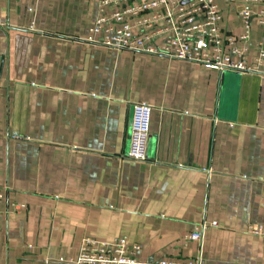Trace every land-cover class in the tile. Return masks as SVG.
Segmentation results:
<instances>
[{"label":"crops","instance_id":"crops-1","mask_svg":"<svg viewBox=\"0 0 264 264\" xmlns=\"http://www.w3.org/2000/svg\"><path fill=\"white\" fill-rule=\"evenodd\" d=\"M215 1L221 38H238L243 0ZM98 3L0 0V264H58L114 237L139 245V264H264L244 232L264 226V78L93 43ZM249 31L225 44L232 59L264 48L254 17ZM141 101L138 161L124 152Z\"/></svg>","mask_w":264,"mask_h":264},{"label":"built area","instance_id":"built-area-1","mask_svg":"<svg viewBox=\"0 0 264 264\" xmlns=\"http://www.w3.org/2000/svg\"><path fill=\"white\" fill-rule=\"evenodd\" d=\"M97 15L88 26L93 43L115 50H131L149 55H160L167 59L195 61L205 67L219 71H234L240 74H254L264 78V48L260 45L250 61L241 59L242 52L232 47L227 54L225 44L249 38L251 18L264 26V0H243L237 10L242 23L238 38L220 36L221 16L215 0H98ZM257 6L251 12L249 5ZM150 105L141 101L133 104L130 124V142L124 157L138 161L147 159L145 144L148 132ZM3 190L0 188V200ZM201 222L185 236L191 241L201 239L202 230L213 226ZM244 232L258 236L264 244V226L247 224ZM139 245L127 242L125 238L114 237L110 241L83 238L76 258L59 260L58 264H139ZM152 264H210L200 257L194 260L159 259Z\"/></svg>","mask_w":264,"mask_h":264},{"label":"water","instance_id":"water-1","mask_svg":"<svg viewBox=\"0 0 264 264\" xmlns=\"http://www.w3.org/2000/svg\"><path fill=\"white\" fill-rule=\"evenodd\" d=\"M1 66H2V63H0V74H1Z\"/></svg>","mask_w":264,"mask_h":264}]
</instances>
